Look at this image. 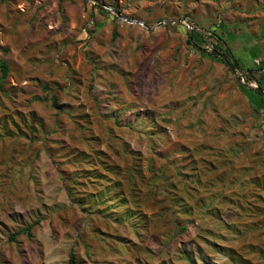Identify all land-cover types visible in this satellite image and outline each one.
<instances>
[{
	"label": "rangeland",
	"instance_id": "rangeland-1",
	"mask_svg": "<svg viewBox=\"0 0 264 264\" xmlns=\"http://www.w3.org/2000/svg\"><path fill=\"white\" fill-rule=\"evenodd\" d=\"M99 1L0 0V264H264V0Z\"/></svg>",
	"mask_w": 264,
	"mask_h": 264
},
{
	"label": "trees",
	"instance_id": "trees-1",
	"mask_svg": "<svg viewBox=\"0 0 264 264\" xmlns=\"http://www.w3.org/2000/svg\"><path fill=\"white\" fill-rule=\"evenodd\" d=\"M115 34V33H114ZM216 38L218 39V43L215 45V48H218L220 50H223L222 51V55L225 57L226 61H224L227 65H230L231 68H239V65H238V60L237 58L235 57V55L231 52L230 48L226 46V43L225 41L221 38V37H218L217 35H215ZM223 60V59H222ZM246 71H251V68L250 67H247L246 68ZM8 76V65L7 63L2 60L0 61V87H1V83L5 80V78ZM251 76V75H250ZM252 77V76H251ZM253 91L256 93V94H260L259 92H257L256 90L253 89ZM21 234H26L27 236H31V226H27L25 227L24 229H20L14 233H12L11 235H9V240L11 241H14L15 238L18 236V235H21ZM68 264H74V256L71 255V258L68 262Z\"/></svg>",
	"mask_w": 264,
	"mask_h": 264
},
{
	"label": "water",
	"instance_id": "water-1",
	"mask_svg": "<svg viewBox=\"0 0 264 264\" xmlns=\"http://www.w3.org/2000/svg\"><path fill=\"white\" fill-rule=\"evenodd\" d=\"M93 2H95V3H98V4H101V5H103V3L102 2H100L99 0H92ZM174 21H178L177 19L175 20H172L171 22H174ZM179 21H183V22H185L191 29L193 28V25H192V23L187 19V18H182V19H180ZM213 52H215L221 59H223V61H226V59H225V57L221 54V53H219L217 50H213ZM237 79V81H239V79L238 78H236ZM254 88V90H256L257 92H259V93H261V95L264 97V89H262L261 87H259V86H254L253 87Z\"/></svg>",
	"mask_w": 264,
	"mask_h": 264
}]
</instances>
